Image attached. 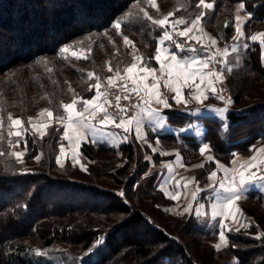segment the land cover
Instances as JSON below:
<instances>
[{
    "label": "trees",
    "instance_id": "obj_1",
    "mask_svg": "<svg viewBox=\"0 0 264 264\" xmlns=\"http://www.w3.org/2000/svg\"><path fill=\"white\" fill-rule=\"evenodd\" d=\"M241 2L245 10L239 14H251V19L243 25L242 41L248 47L227 78L234 106L228 112L227 125L215 116L204 118V141L214 150L215 158L225 163L231 162L233 153L251 154L253 146L264 142V51L249 39L264 32V0H215L212 10H204L207 14L202 20V26L221 45L228 44L236 33L235 16ZM197 3L157 0V11L147 0H0V115L5 118L0 140L6 147H0L5 153L0 156V264H55V253L66 257V264H231L236 259L239 264H264V238H254L264 232V209H259L264 203L263 191H249L243 205L246 214L255 218L252 225L227 232L228 245L217 250L220 229L205 230L193 214L167 217L161 205L171 200L158 187V171L150 170L147 145L137 139L116 145L83 142L81 150L90 162L87 171L70 160L63 168L56 163L64 142V128L55 122L64 114L60 104L71 102L74 95H93L95 90L89 91V87L95 81L88 80L89 71L105 84L107 77L114 75L107 70L109 62L122 73L133 62L132 49L111 29L112 22L133 12L122 26V35L134 42L136 54L150 58L162 30L138 10L145 9L154 19L174 12L170 19L184 17L190 22L201 10ZM67 44L75 45L73 50L91 46L89 59L76 60L70 53L68 60L62 59L59 48ZM155 63L150 61V65ZM42 109L52 110L55 118L40 138L33 135L28 119ZM167 112L175 124L181 116L183 120L189 117L177 109ZM9 113L23 119L29 129L23 165L6 152L10 151L8 140H16L6 138ZM148 136L157 137L163 148L169 149L168 155L162 156L147 146L154 160L173 158L174 150L183 154L187 164L204 159L199 152L201 141L193 134L152 132ZM36 155H41L39 161L34 159ZM203 161L204 167L196 174L199 182L208 180L215 169L214 162ZM23 169H28L27 173ZM79 191L88 192V202L79 200ZM96 198L104 204H94ZM250 200L254 201L247 205ZM74 216L80 217L77 224L72 222ZM82 222L84 228L79 225ZM252 229L257 233L249 232ZM201 239L208 241L206 247ZM97 240L103 243L98 245ZM55 247V252L50 250ZM37 249L47 250L46 255H37ZM223 256L231 258L221 263L215 260Z\"/></svg>",
    "mask_w": 264,
    "mask_h": 264
},
{
    "label": "snow or ice",
    "instance_id": "obj_2",
    "mask_svg": "<svg viewBox=\"0 0 264 264\" xmlns=\"http://www.w3.org/2000/svg\"><path fill=\"white\" fill-rule=\"evenodd\" d=\"M147 3L159 11L157 0H147ZM214 3L215 0L211 3L206 2V0H198L196 7L201 10L195 18L191 19L190 23L184 17L170 19V17L175 15L174 12H168L163 18L154 19L148 11L140 8L138 11L142 14L143 18L149 21L151 25L162 30V34L158 39V46L150 58L144 57L142 54H136L138 49L134 42L128 36L122 35V26L134 15L133 12H127L121 18H117L112 22L111 29L122 36L123 44L126 48L132 49L133 62L123 69V73L119 68L113 69L111 62H109L107 70L114 73V75L107 77L106 86L101 81L99 75H96L93 71H89L87 73L88 80L94 79L95 81L90 84L89 91L94 89L95 94L90 99H84L83 97L74 95L70 103L60 104V108L63 109L64 114L56 117L55 122L64 128L62 141H67L71 149L69 154L66 151L64 143H60L56 163L61 168L65 166L66 159H70L73 164L79 163V147L81 142L85 140H91L93 143L100 142L101 140H110V142L115 143L120 138L121 142H125L129 139V134L134 132L136 139L144 140L147 143L143 133L145 121L154 123L158 128H164L167 118L162 115V111L172 107L169 103L168 96L161 91V86L169 92L174 93L171 99L177 105H184L186 107L189 103L195 102L210 108L212 112L221 114L228 113L229 106L233 101L230 97L226 98L223 95L224 90L218 87L225 79V74L223 71H217L214 67L216 63L226 64V61L222 58L227 56L228 49L220 50L217 48L214 51L213 47L217 44V40L207 36L202 27V20L207 14L204 10H212ZM244 10L245 4L242 2L239 3L235 16L236 36L234 39L237 41L245 38L243 25L247 20L251 19V14L244 17L239 14ZM178 26L183 27L180 28ZM225 27H227V24H225ZM104 35L107 36V32ZM176 37L186 39L181 43L177 41ZM87 39L91 40L92 37L89 36ZM109 39L111 40L110 37ZM249 39L252 42H258L262 51H264V32H257L251 35ZM192 41L200 45V49L205 53L204 56H180L175 51V49H178L181 53L185 51L193 54L197 53L198 49L191 43ZM82 43L83 41L77 42V44ZM243 47L247 48L248 44H244ZM74 48L75 45L73 44L60 47V57L68 60V54L70 53L76 60L89 59L92 52L91 46L86 49L78 48L73 50ZM236 50V46L234 45L232 51ZM151 60H154L159 65V68L152 67L150 65ZM43 63L46 65L48 62L45 60ZM48 71L51 72L52 69L49 68ZM227 71L231 72L232 68L228 67ZM149 80L153 82L149 83ZM201 85L204 87H201ZM185 87L190 89L188 98H185ZM102 88H104L103 91L101 90ZM110 88H117L121 93L126 94L123 96L119 94L115 95V104H113V100L109 98L110 94L108 89ZM69 91L72 92L73 90L69 87ZM133 94L137 100L131 104V107L136 109V111L134 114L129 115V108L121 104V99L131 101ZM210 95L214 96L217 100L223 101L226 106L224 108H214L205 105V101L209 99ZM110 109L115 110L110 111ZM39 115L40 117L46 115L48 122L34 123L33 118L29 117L28 123L31 125L33 135L39 134L40 138H43L46 135V129L53 122V111L44 109ZM7 121L9 128L7 133L8 137H16L15 143L11 139L8 140L9 147L18 149L21 142L24 144V150H13L11 156L19 164L23 165L28 148V141L25 135L29 129L25 127L23 119L14 117L11 113L7 115ZM4 126L5 118L0 115V131L3 130ZM112 128L122 130L124 133L123 137H120V133L111 131L110 129ZM0 139H2V136H0ZM156 143L159 144L160 141L157 140ZM152 151L157 152V149L152 147ZM252 151L253 155L244 159L242 163L240 162L238 154L233 153L234 158L230 162L232 165L231 168L221 163L211 154H207L206 156L208 162L215 163V170L211 171L207 176V179L210 181L207 187L216 193V202L211 205L212 217L221 218L218 233L219 242L215 244L217 250L222 245H228L227 232L233 230L240 231V227L233 229L225 221L239 223L237 221V213H239L240 209L237 207V202L246 190V185L264 181V144L259 147L253 146ZM199 152L202 156L206 153H211V146L208 143H203L199 148ZM3 155L5 153L0 151V156ZM160 155L166 156L168 153L160 152ZM175 158L176 163L183 167L182 157L179 152H176ZM34 159L39 161L41 155L34 156ZM146 159H151V157H146ZM164 167L167 168L168 179L162 181L160 188L170 200L179 201L182 192L189 190L190 185H194L190 189V201L179 214H191L195 211V215L197 216L204 215L205 205L199 204L194 209V204L197 202L199 194L205 191V189L199 186L195 177L191 179L181 178V180H184L183 184L181 180H175V170L172 163L166 164ZM196 167L203 168L204 164H198ZM80 168L83 171H87L83 164H80ZM27 171L28 169H23V172L27 173ZM218 172H223V176H218ZM172 181H175L174 185ZM166 185L174 187L175 191H168ZM221 193H226L227 195L222 196ZM119 195L123 196L124 193L120 192ZM250 226L241 225V227ZM254 238L257 240L264 238V232L259 233ZM102 243V240L96 241L98 245ZM232 247H236V245L233 244ZM36 254L46 255V253L40 252L38 249L36 250ZM235 264H239L238 259L235 260Z\"/></svg>",
    "mask_w": 264,
    "mask_h": 264
},
{
    "label": "crops",
    "instance_id": "obj_3",
    "mask_svg": "<svg viewBox=\"0 0 264 264\" xmlns=\"http://www.w3.org/2000/svg\"><path fill=\"white\" fill-rule=\"evenodd\" d=\"M202 27L204 29V32L207 34V36H210V37L215 38L217 40V44L213 47L214 51L217 48L220 49V50H223L225 48L228 49L227 56L222 58L224 61H226V64L225 63H219V67L221 66L220 71H223L224 74L226 75V73L228 72L226 68L231 67L233 69L234 66L239 65L240 62H241V58L238 57V53H240V51H241L240 49L242 48V45H244V43L242 41L243 39H241L239 41L235 40L236 42L233 41L234 39H232V41L230 43L225 44V45H221L219 43V39L211 31H209L204 26H202ZM180 28H182V27H180ZM176 39H177L178 42H181V41H179V39H184L185 40L186 38L177 37ZM181 43H183V42H181ZM191 43L198 49L197 53L193 54V53H190V52H187V51L181 53V52H179L178 49H175V51H177V53L180 56L197 55V56H201L202 57V56L205 55V53L200 49V45L199 44H196L195 41H192ZM209 43H210V41H209ZM234 45L236 46V49H237L236 51H232V47ZM239 56H240V54H239ZM218 59H220V58H218ZM151 66L159 68V65L157 63H155L153 65L151 64ZM152 82H153L152 80H149V83H152ZM104 85H106V82H105ZM201 87H204V86L201 85ZM218 87H220V88H222L224 90L223 91V95H225L226 98L230 97L231 100L233 101V98H232V96L230 94V91L227 89L226 79H224L223 82L218 85ZM101 90L103 91L104 88H102ZM161 91L164 92L168 96L169 103L172 105V107L169 108V109H177L181 113H184L185 115H189V117H187L186 119L183 120L184 117L181 116L180 117L181 119H180V121H178L177 124L171 123L170 122L169 113L167 112L169 109H164L162 111V115H164L167 118L164 128H158V127H156V125L154 123H150L148 121H145L144 128H143V133H144V136H145V138L147 140V143H145L144 140H138V139L137 140L142 142V143H145L148 147H149V145H151V147H149L151 149V151H152V147H155L157 149V152H163L162 150H164V149L161 148V144L160 143L159 144L156 143V141L159 140L157 137L155 139L149 138V136H148L149 133L152 134V132H155V133L156 132L157 133L168 132V133H174L176 135L183 134V133H185V134H193V135L196 136V138L199 141H201V146H202L203 143H207V142L204 141L205 134H206V131H207L206 121L204 120L205 117H214V116L218 117L219 119H221L223 121V123L225 125H227V115H228V113L221 114V113L212 112L210 110V108H207V107L202 106V105H200L198 103H195V102L189 103L186 107L184 105H177V104H175V101L171 99V96L174 95V93L169 92L163 86H161ZM189 91H190V89H188L186 87L184 88L185 98H188ZM94 94H95V92L93 93V95ZM92 96L86 97L84 99H90ZM109 98L111 99V96H109ZM205 105H209V106L214 107V108H224L226 106L223 101L217 100L214 96H211V95L209 96V99L205 101ZM233 106H234V104L232 103L229 106V111L233 108ZM197 109H199V111H197ZM114 110L115 109H110V111H114ZM132 114H134V112H129V115H132ZM182 129H183V131H182ZM110 130L113 131V132L120 133V137L121 138L124 135V133L120 129L112 128ZM131 138H135L134 132L129 134V139L128 140H130ZM86 141H91V140H85L83 142H86ZM127 141H125V142H127ZM65 142L67 144L66 151H68L69 154H70L71 149L68 146V142L67 141H65ZM83 142H81L80 147H79L78 159L81 156L83 157V152L81 150V145H82ZM100 142H107V143L115 144V145L122 143L120 138H118L115 143L110 142V140H101ZM262 144H264V142H261L256 147H259ZM176 152H179L180 156L182 157V163L184 165L183 167H181L179 164L176 163V158H175ZM173 153H174V157L173 158L162 159V160H160L158 162L155 161L153 163V166H155V167L157 166V168H156V170L158 171L157 182L159 183L158 184L159 187H160L162 181H165V180L168 179L167 168L164 167V165L169 164V163H172L173 168L175 170V172H174L175 180H181V178L191 179L193 177H195V179H196L195 165L194 164L185 163L183 154L180 151L174 150ZM207 154H211V155H213L215 157L214 150L212 149V147H211V153H206L203 156L205 160H206ZM236 154H238V156L240 157V162L242 163L244 161V159H246V158L250 157L251 155H253V151H252L251 154H242V153H236ZM67 160H70V159H66L65 161H67ZM220 162L225 164L229 168L232 167L231 163H225V162H222V161H220ZM218 176H223V172H218ZM183 182H184V180H181L182 184H183ZM174 183H175V181H172L173 185H174ZM198 183H199V186L201 188L205 189V191H203V192H201L199 194L198 200L194 204V206H196V207H198L199 204H204L205 205L204 215L197 216L198 220H199V223H200V226L202 228H204V229H207V230H213V229L219 228V222H220L221 218L220 217L213 218L212 217V208H211V205L216 202V193L212 189L207 187V185L210 183L209 180H206V181H203V182H198ZM166 187H167L168 191H175L174 187H172V186L166 185ZM192 187H194V185H190L189 186V190H185L184 192H182L181 199L179 201H174V202L182 203V201L185 199V206H186L187 203L191 199L190 189ZM255 189H258V190H261V191L264 192V181L246 185V190L244 191L241 199L237 202V207L241 210V211H239V213H237V221L239 223L242 222L244 220V218H247V217H246L245 213L243 212V210L241 209V206L239 207L238 204H240V201L243 200L246 197V194H247L248 191L255 190ZM221 195L224 196V195H227V194L226 193H221ZM247 222H245V224ZM225 223H227L228 225H234L233 227L238 226L237 225L238 223H233L232 221H225Z\"/></svg>",
    "mask_w": 264,
    "mask_h": 264
},
{
    "label": "rangeland",
    "instance_id": "obj_4",
    "mask_svg": "<svg viewBox=\"0 0 264 264\" xmlns=\"http://www.w3.org/2000/svg\"><path fill=\"white\" fill-rule=\"evenodd\" d=\"M236 36V33H235V35L233 36V39H234V37ZM233 41H235V39L233 40ZM237 41V40H236ZM235 41V42H236ZM241 51H240V53L242 52V50H244V47H243V45H242V48L240 49ZM240 53H238V57L239 58H241V54ZM236 54V53H235ZM239 54H240V56H239ZM263 59H264V57H263ZM227 69V68H226ZM231 72H227L226 73V75H225V79H226V85H227V89L229 90V86H228V83H227V78H228V76H229V74H230ZM106 86V85H105ZM44 109H42L41 111H43ZM40 111V112H41ZM39 112V113H40ZM39 113L37 114V115H35V116H33L32 118H33V122L34 123H47L48 122V118H47V116L45 115L44 117H40V115H39ZM20 118V117H19ZM55 117H54V115H53V119H54ZM51 125V124H50ZM47 130H48V128L46 129V132H47ZM6 138H11V137H8V135L6 136ZM1 143H5V142H3L2 140H0V147H4V148H6L5 147V145L4 146H2V144ZM13 143H15V141L13 142ZM64 143V145H65V148L67 147V144H66V142L64 141L63 142ZM141 144L143 145V146H146V144L145 143H142L141 142ZM160 144H161V142H160ZM8 146V145H7ZM9 147V146H8ZM161 148H163V146H162V144H161ZM164 150H162L163 152H167V153H169V149H166V148H163ZM9 150L10 151H6V152H9V153H11L13 150H24V146L22 145V144H20V146H19V148L18 149H13V148H10L9 147ZM167 150V151H166ZM0 151H2L3 152V150L0 148ZM58 155H59V153H58ZM57 155V156H58ZM145 155L147 156V157H151V159H150V161H151V171H153V170H155L156 168H157V166L155 167V166H153V163L156 161V162H158V161H160V159L159 160H154V158H153V153L151 152V151H149V148H147V146H146V150H145ZM79 163H77L78 165H80V164H83L85 167L88 165V163H90L89 161H88V159L84 156V154H83V157L81 156V157H79ZM203 160H205V159H202V160H200V161H198V162H195V163H190V164H194L195 165V174H197V169H198V167H196V165H198V164H201L202 162L201 161H203ZM68 161V160H67ZM67 161H65V163L67 162ZM71 161V160H70ZM204 162V161H203ZM97 165V164H96ZM149 170V171H150ZM196 181L197 182H199L198 181V179H197V176H196ZM157 184H159V183H157ZM158 187H159V185H158ZM160 188V187H159ZM161 189V188H160ZM256 191H258V192H260L261 190H258V189H255ZM251 191V190H250ZM249 192V191H248ZM248 192H247V194H248ZM247 194H246V197L243 199V200H241L240 201V204H238L239 205V207L241 206V209L243 210V212L245 213V215H246V217L247 218H244V220L242 221V222H240V223H238L237 225L238 226H235V227H233L234 225H229V227H231V228H233V229H235L236 227H240V229H245V228H247V227H241V225H252V223L255 221V218L253 217V216H251V215H248V214H246V212H245V210H244V208H243V205L245 204V201H246V198H247ZM78 197H79V200H84L85 202H83V203H86V202H88L89 200L88 199H90V198H88L89 196H88V192H85V191H79V193H78ZM95 201V203L94 204H98V205H100V206H102V204H104V200L103 199H101V198H96V199H94L93 200V202ZM254 200H250V201H248V202H246V204L248 205V204H250V203H252ZM101 203V204H100ZM161 207L164 209V212H166L167 213V217H175V216H179L180 214L179 213H181L182 211H183V208L185 207V199L182 201V203H178V202H174L173 200H171V202L169 203V204H166V205H161ZM196 208V206H194V209ZM259 209H264V203L262 204V206H260L259 207ZM241 211V210H240ZM195 215V211H193L191 214H189V215ZM74 217H76L75 219H74V221H72V222H74V223H76L77 224V221H79L80 220V217L79 216H74ZM166 218V217H165ZM195 218H196V222H197V224L200 226V223H199V220H198V217H197V215H195ZM248 221V222H247ZM183 222H185V221H183ZM245 222H247L246 224H245ZM84 224L85 223H79V225H81V228H84ZM182 224V223H181ZM76 227V226H75ZM216 229H219V228H216ZM205 230H207V229H205ZM213 230H215V229H213ZM210 231H212V230H210ZM252 231H256V229H252V230H250L249 232H251V233H257V232H252ZM73 233H75V230H74V232ZM187 238L188 236H184V238ZM199 242H201L202 241V247H206V245L208 244V241H206L205 239L203 240V239H201V241L200 240H198ZM218 242H219V239H218ZM217 242V243H218ZM225 245H222L221 247H224ZM50 250H52L53 252H55V250H57V248L55 247V248H53V249H50ZM52 252V253H53ZM46 253H47V250H46ZM60 256V254L59 253H55L54 254V258H55V264H66L67 263V260H66V257H64V258H60L59 257ZM229 258H231V256H223V257H218V258H216L215 257V260L219 263V261H220V263H221V261H223L224 259H229ZM231 264H235L234 262H231ZM253 264H257L256 262H254Z\"/></svg>",
    "mask_w": 264,
    "mask_h": 264
},
{
    "label": "built area",
    "instance_id": "obj_5",
    "mask_svg": "<svg viewBox=\"0 0 264 264\" xmlns=\"http://www.w3.org/2000/svg\"><path fill=\"white\" fill-rule=\"evenodd\" d=\"M214 67L216 68L217 71H220V69H221V66L219 67V63L214 64ZM108 91H109V94L111 96V99L113 100V104H115V100H114L115 95L119 94V95L123 96L124 94H126V93H121L119 91V89H117V88H110V89H108ZM136 100H137V98L133 94L131 96V101H125V100L121 99V104L124 106H127L129 108V112L135 113L136 109L132 108L131 104L135 103Z\"/></svg>",
    "mask_w": 264,
    "mask_h": 264
}]
</instances>
